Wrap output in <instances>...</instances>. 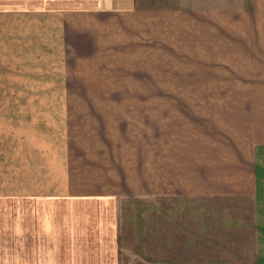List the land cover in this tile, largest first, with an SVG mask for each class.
<instances>
[{
	"label": "crops",
	"instance_id": "crops-1",
	"mask_svg": "<svg viewBox=\"0 0 264 264\" xmlns=\"http://www.w3.org/2000/svg\"><path fill=\"white\" fill-rule=\"evenodd\" d=\"M167 198L264 228V0H0L8 264H122L119 208Z\"/></svg>",
	"mask_w": 264,
	"mask_h": 264
},
{
	"label": "rangeland",
	"instance_id": "rangeland-1",
	"mask_svg": "<svg viewBox=\"0 0 264 264\" xmlns=\"http://www.w3.org/2000/svg\"><path fill=\"white\" fill-rule=\"evenodd\" d=\"M62 70L50 68V91L64 88L58 82ZM143 86L151 90V85ZM151 108L136 111L145 114L136 139H152ZM117 215L122 264H256L258 242V254L264 253V228L253 226L254 212L247 201L129 199ZM0 256H6L0 264H8L9 255Z\"/></svg>",
	"mask_w": 264,
	"mask_h": 264
}]
</instances>
